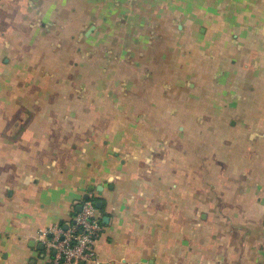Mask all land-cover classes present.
I'll list each match as a JSON object with an SVG mask.
<instances>
[{
	"label": "crops",
	"instance_id": "crops-1",
	"mask_svg": "<svg viewBox=\"0 0 264 264\" xmlns=\"http://www.w3.org/2000/svg\"><path fill=\"white\" fill-rule=\"evenodd\" d=\"M89 196L97 264H264V0H0V264Z\"/></svg>",
	"mask_w": 264,
	"mask_h": 264
},
{
	"label": "built area",
	"instance_id": "built-area-1",
	"mask_svg": "<svg viewBox=\"0 0 264 264\" xmlns=\"http://www.w3.org/2000/svg\"><path fill=\"white\" fill-rule=\"evenodd\" d=\"M102 229L96 201L89 196L70 222L40 229L36 240L45 248L47 264H97L95 247Z\"/></svg>",
	"mask_w": 264,
	"mask_h": 264
},
{
	"label": "water",
	"instance_id": "water-1",
	"mask_svg": "<svg viewBox=\"0 0 264 264\" xmlns=\"http://www.w3.org/2000/svg\"><path fill=\"white\" fill-rule=\"evenodd\" d=\"M96 205H97V208L99 209V208H100V204L97 203ZM78 210H79V208H78ZM40 247H42V246H40ZM81 264H82V263H81Z\"/></svg>",
	"mask_w": 264,
	"mask_h": 264
}]
</instances>
